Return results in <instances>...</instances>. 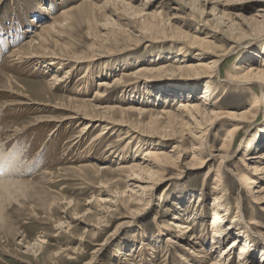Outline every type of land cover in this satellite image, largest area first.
Masks as SVG:
<instances>
[{
    "label": "rangeland",
    "instance_id": "374dc122",
    "mask_svg": "<svg viewBox=\"0 0 264 264\" xmlns=\"http://www.w3.org/2000/svg\"><path fill=\"white\" fill-rule=\"evenodd\" d=\"M144 4L156 18L134 11ZM261 6L264 0H0V154L11 157L0 174L13 163L4 178L30 180L1 192L0 264H264V175L247 171L264 165V90L229 80L262 68ZM244 32L256 34L229 39ZM17 49L20 58L11 56ZM216 59L210 79L187 67ZM208 79V102L219 99L214 109L246 118L169 127L162 113L203 102ZM236 125L229 157L221 158ZM152 148L175 163L166 171L150 164L153 174L140 176L127 169L146 166ZM243 172L257 179L253 189L239 179ZM216 196L230 210H220L222 226L232 230L213 246ZM237 238L231 257L223 254ZM183 246L206 256L197 261Z\"/></svg>",
    "mask_w": 264,
    "mask_h": 264
},
{
    "label": "bare ground",
    "instance_id": "6f19581e",
    "mask_svg": "<svg viewBox=\"0 0 264 264\" xmlns=\"http://www.w3.org/2000/svg\"><path fill=\"white\" fill-rule=\"evenodd\" d=\"M148 3V2H147ZM129 5V7H131L130 6V4H128ZM230 4H224V6H229ZM133 6V5H132ZM262 8H261V10L259 11V13H258V17H259V19H261L262 20V22H264V6H261ZM131 9H132V7H131ZM134 11L135 12H139V13H141V14H145V15H147L146 17H147V19L148 20H151V19H154V15L152 14V15H150V13H145V12H147V5L146 4H144V5H142L141 7H138V8H135L134 9ZM68 14V13H67ZM67 14H65L66 15V17H67ZM144 16V15H143ZM157 17V16H156ZM155 17V18H156ZM258 19V20H259ZM150 24L148 27H146V28H152V26H153V23L151 22V21H148V22H145V24ZM264 24V23H263ZM264 27V26H263ZM145 29V28H144ZM172 31H174V30H172ZM262 33H264V31L262 32ZM174 34V33H173ZM182 34V33H181ZM180 34V35H181ZM186 34V33H185ZM256 33H251V34H249V33H242V36H241V38L239 37V38H234V37H229V39L230 40H233V41H235V42H238V41H240V39H242V38H245V37H247V36H249V35H255ZM174 35H177V36H180V35H178V33L177 32H175V34ZM189 35V34H188ZM184 36V35H183ZM184 37H187V36H184ZM42 38V37H41ZM181 38V37H180ZM253 38H257L256 36H254ZM183 40V39H182ZM194 40V39H193ZM200 41V40H199ZM40 42H44V41H41L40 40ZM33 43V40L30 42V45ZM195 43H197V42H195V41H193V42H191V44L193 45V44H195ZM206 43H208V42H206ZM205 43V44H206ZM29 45V46H30ZM191 45V46H192ZM196 45V44H195ZM194 46V45H193ZM199 46H201V47H203L201 44H199ZM234 46V45H233ZM200 47V48H201ZM17 51H19V49H17V50H15L14 52H12V54H11V56L13 55V56H15V57H18V58H20L21 56H18L17 54H18V52ZM230 51L231 50H229V51H226V52H224L223 53V56H225V55H228L229 53H230ZM261 56H263V58H264V44L262 45V48H261ZM222 56V57H223ZM221 57V58H222ZM28 58V57H27ZM77 58H79V57H77ZM220 58V59H221ZM225 58V57H224ZM56 59V58H55ZM220 59H216V60H213V61H211L210 60V62H198L197 64H194V65H188L187 67L189 68V69H191V70H193L194 71V74H193V76L196 78V77H198V78H212L213 77V75H215L217 72V70H218V67H219V63H220ZM64 60V59H63ZM67 60V59H66ZM71 60H73V58H71ZM65 61V60H64ZM74 61V60H73ZM79 61V60H78ZM261 67L262 68H260V67H250V69H247V71H244V69H242L241 70V74L240 75H237V76H235V77H229V80H232V82L234 81L235 83H237V84H242V85H246V84H248V83H260L261 84V87H263V90H264V59H263V62H262V64H261ZM144 69V68H143ZM90 73H92V72H90ZM10 78V77H9ZM208 79V82H209V84H208V87H207V89L205 90V92H204V94L201 96L202 98H204V100H203V102H201V103H199V102H195V101H181V102H179V108L177 109L178 111H180L179 112V114H174L173 112H167V113H162V114H164L165 116H167L168 118H170V119H168V120H170V122H169V124H168V122H167V124H168V126L169 127H171V126H173V124H176V121H180L183 125H185L186 127H188L187 125H189L190 124V120L191 121H193V122H195L196 124H197V126L198 127H200V125L202 126V121H200L199 120V118H201V120H203L204 121V119H211V121L214 123L215 121H217V120H219V119H221L222 117H231V118H234V119H239V120H244V118H246V116H247V114H248V112H246V113H242L241 115L242 116H238L237 117V114L236 113H230V112H224V111H219V110H215L214 109V107H216V105H214L215 103H217L218 101H219V99H217L215 102H213L212 103V101H210V102H208V100H210V97H211V94H212V90H211V88H212V82H210V80ZM106 83V82H105ZM102 86H104V85H106V84H101ZM101 94H103V93H101ZM99 96V95H98ZM100 97V96H99ZM257 98H259V96H258V94L257 93H255L254 92V99H255V101H257ZM261 98V97H260ZM79 100V99H78ZM178 102V101H177ZM256 103V102H255ZM167 104V103H166ZM211 106V105H213V107L208 111V108H207V106H209V105ZM110 109H113V108H110ZM140 109H142V108H136V110L137 111H141L142 112V110H140ZM122 111V110H121ZM122 112H124V111H122ZM146 112V111H145ZM167 114V115H166ZM121 115V114H120ZM160 115V114H159ZM76 116V115H75ZM96 117V116H95ZM173 118V119H172ZM242 120V121H243ZM159 121V120H158ZM73 122V121H72ZM152 122V121H151ZM212 122H210V123H212ZM109 123H113V124H115V125H119V124H121V122L120 121H117V120H114V119H112V120H110V122ZM125 124V123H124ZM89 125V124H88ZM93 125V124H92ZM123 125V124H122ZM107 127H109V126H107ZM85 128V127H84ZM136 128V127H135ZM173 128V127H172ZM134 129V128H133ZM241 130V126H235L233 129H231L229 132H228V136H227V138L225 139V141H224V144L222 145V147H220L219 148V150H218V152L219 153H221V154H218V155H220L221 156V158H228L229 157V155H226V153H227V148H230L231 147V145L233 144V142H234V140H235V137H236V135H237V133L239 132ZM134 131L135 132H139V130H136V129H134ZM264 131V130H263ZM132 132V131H131ZM105 133V131H102L101 133H100V135H103ZM204 133V131L203 132H201V134H203ZM128 135H134V133L133 134H130V132H128L127 133ZM264 134H259L258 136L260 137V139H264V136H263ZM136 136V135H135ZM134 136V137H135ZM125 137V136H124ZM152 145V144H151ZM155 147V146H154ZM202 147H200V146H198V147H194V150L196 149V150H199V149H201ZM0 152H1V149H0ZM197 152V151H196ZM262 154V153H261ZM16 157L18 158V157H21V154H20V152H18L17 153V155H16ZM261 158L262 157H264V153L260 156ZM6 158H11L10 157V153L8 152V153H4L3 155H1L0 154V163L2 162V161H4V160H6ZM142 159H145V160H147V162L148 161H150V162H148V164L146 165V166H144L143 164H134V165H131V166H129V167H127V169H129L133 174H136L137 176H140L141 175V173L142 172H146V173H151V174H153V172H151L152 171V167L153 166H151V167H149L150 166V164H155V166H160V169L162 170V171H166V169L170 166V164H172V162H174L172 159H173V156L172 155H170L167 151H164L163 149H160V148H152V150L150 149L149 151H147V153H146V155H145V157L144 158H142ZM195 160V162L196 163H199L200 165H204L205 164V160H200V162H197V160H198V158L197 157H193V161ZM10 163H11V161H9ZM175 163V162H174ZM195 163V164H196ZM13 163H11V165H9V166H7L8 168H6V170H5V172L4 173H2V174H0V195H1V192L2 191H8V190H13V189H17V188H19L20 187V189L22 188V183H25V182H28V181H30L29 179H27V178H21V179H19V178H9V179H6V178H4V176L5 175H7L9 172H10V170L12 169V167H13ZM149 165V166H148ZM86 166V165H85ZM251 166V165H250ZM87 167V166H86ZM22 169H24V168H22ZM123 169V168H122ZM139 170V171H138ZM21 171H24V170H19L18 172H21ZM247 171H248V173L249 174H253V175H258V177L259 178H262V176L264 175V165L263 166H259L258 164H257V166H253L252 168H251V170L249 169V167L247 166ZM139 172V173H138ZM245 174L244 172L243 173H240L239 174V179L241 180V182L243 183V185H245L246 187H249V189H253L252 188V184L254 183V182H256V180H254L255 178L254 177H251L249 174ZM18 176H21V175H18ZM252 178H254L253 180H252ZM139 179V178H138ZM137 179V180H138ZM221 180L219 179V178H217V182H216V186L215 187H213L214 188V191L215 192H218V191H220V189H221ZM154 184H156L155 182H153ZM255 184V183H254ZM127 191V190H126ZM257 191H253L252 192V194H253V196L254 197H256L257 195L255 194ZM257 198V197H256ZM260 199V198H259ZM222 197H217L216 196V198H215V202H214V204H213V206H214V210H213V221H212V223H211V226H212V229H213V232H214V235H213V240H212V244H213V246H215V243H219V242H221V240H219V238L220 237H222L227 231H228V229H229V227H231L230 225H228V224H225L224 226H222V224L224 223V221H225V215L224 214H222V211H220L221 209L222 210H224L225 209V211L226 212H230V210L228 209V208H224V207H222ZM224 208V209H223ZM5 206H4V204L3 203H1L0 202V226H6V220H5ZM236 220V219H235ZM236 222V221H235ZM90 227V226H89ZM189 227V228H188ZM186 226V225H184L182 228H187V231H190L191 230V227L190 226ZM230 230V229H229ZM232 230V229H231ZM230 230V231H231ZM230 234V233H229ZM241 236H242V238H241V241H244L245 243L243 244V245H241L240 246V250L238 251V253H239V256H240V258L241 259H245L246 257H245V255L246 254H248V247H249V243H248V233H247V231L245 230V231H241ZM239 237V236H238ZM157 238V237H156ZM40 241V240H39ZM44 241V240H43ZM167 241H169V242H171V239L170 238H168L167 239ZM186 242H188L187 240H185ZM195 241V240H194ZM183 242V241H182ZM240 240L237 238V239H235V240H233L231 243H230V246H229V248L228 249H223L222 251H223V254H226V255H228L229 257H231V254H232V252L234 253V251L236 250V246H238V245H240ZM174 244V243H173ZM191 244V243H190ZM176 245V244H175ZM182 246V245H181ZM218 246V245H217ZM181 248H183L184 250H187V252H188V254L191 256V257H193L194 259H197V258H199V260H197V261H203L202 260V258L204 257V256H206V255H204V256H202L201 254H202V252L204 251V249L202 248V250H199V252L194 248V247H191L190 249H187V248H185V246H183V247H181ZM214 248V247H213ZM217 248V247H216ZM146 250L148 249V248H145ZM145 249H144V247L143 246H141V248H140V250H144L145 251ZM192 249V250H191ZM141 251V253H143ZM227 251H230V253L229 252H227ZM121 252V251H120ZM201 252V253H200ZM212 252V251H211ZM146 254V253H145ZM155 254V253H154ZM226 257V256H225ZM228 257V258H229ZM221 258H222V256H221ZM226 259V258H225ZM147 260H150V258L149 257H147V259L145 260V261H147ZM262 261V260H261ZM150 262V261H149ZM190 263V262H189ZM224 263V261L223 260H218L217 262H215V263H213V264H223ZM230 264H235L234 263V261H231V263ZM242 264H247L246 262H243Z\"/></svg>",
    "mask_w": 264,
    "mask_h": 264
}]
</instances>
